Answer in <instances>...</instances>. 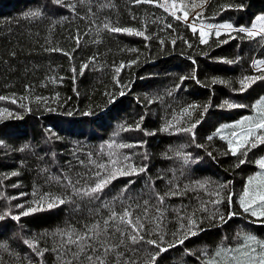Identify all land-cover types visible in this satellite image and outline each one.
<instances>
[{"label": "trees", "instance_id": "obj_1", "mask_svg": "<svg viewBox=\"0 0 264 264\" xmlns=\"http://www.w3.org/2000/svg\"><path fill=\"white\" fill-rule=\"evenodd\" d=\"M162 1L0 0V264H153L160 247L155 264H259L264 217L240 199L261 184L249 180L264 177V144L245 157L229 141L254 127L245 118L264 101V81L245 91L239 83L264 75L250 65L264 38L231 31L202 43ZM261 15L264 0H209L192 20L238 29ZM197 119L193 140L180 129ZM131 167L136 174L85 195ZM30 207L43 210L20 215ZM190 219L197 234L179 244Z\"/></svg>", "mask_w": 264, "mask_h": 264}, {"label": "snow or ice", "instance_id": "obj_2", "mask_svg": "<svg viewBox=\"0 0 264 264\" xmlns=\"http://www.w3.org/2000/svg\"><path fill=\"white\" fill-rule=\"evenodd\" d=\"M62 0H56V3H61ZM137 2H141V0H137ZM143 2H148L151 3L152 0H143ZM173 7H175V5H173ZM27 15H31V16H38L40 15V13L38 11L36 12H31L28 13ZM188 13L185 12L184 13V19H187ZM178 19L180 17H177ZM257 23L253 24L251 28H245V27H240L238 29L234 28V26L232 24H221L218 26H213V25H209L208 27L212 28L215 27L217 29H224V30H232V31H239L241 33H246L247 36L249 38H255L257 36H260L262 38H264V15L258 16L256 18ZM107 27V25L105 26ZM111 31L113 32H125L128 34H135L137 36H143L144 33L141 31H135L133 29L130 28H112ZM193 31L195 32L196 29L193 28ZM220 31L217 30L216 31V36L218 37L220 35ZM200 35L202 37L201 42L202 43H207V39H204L205 36H207V33H205L203 31V29L200 30ZM147 38V37H146ZM225 43L227 41H224ZM225 63H233L234 61L231 60H225L223 61ZM254 64L257 66V68H260V66L264 65V60H258V61H254ZM264 70V69H261ZM120 69H117V72H119ZM193 79L195 78V76L193 75L192 77ZM188 79V77H182L181 80H185ZM264 81V75H259V76H245L243 79H241L239 81L241 88L240 91H245L248 87H250L252 84H254L256 81ZM226 83V81L223 80H213L212 83ZM120 95H124L123 92L119 93ZM0 99H4L3 97H0ZM112 100L109 101V103H111ZM13 103H15V101H13ZM210 105H205L203 106V111L201 113V118L203 117V114L206 113L208 111V107ZM223 107H227V108H237V107H244V105H240V104H235V103H230L228 101L224 102V105H222ZM192 109H195L197 107H200L198 105H190L189 106ZM257 108V112L259 113L258 116V122L255 123L254 127H249L246 130H242L240 136L242 138V140H238L237 144L235 147L232 146V141H229V146L231 148V153L232 155H241V156H247L248 151H250L252 148L257 147L258 144H264V135H257V131L258 130H264V101H261L259 104L256 105ZM188 110L186 109L185 112H187ZM2 112H7V109L4 110H0V113ZM9 115H11V113H8ZM71 114V113H69ZM92 113H86V115H91ZM253 118L252 117H246L245 120L246 121H251ZM201 122L200 119H197L194 123H192V125L188 128H184V129H180L181 131L187 132L189 133L192 137L193 140L195 139V128L197 127V125ZM241 124H243L244 122L241 121ZM137 127H139V125H137ZM162 131H168V127H165L164 129H162ZM233 136H236V133H233ZM209 140L212 139V137H208ZM120 147H131L130 145H120ZM127 159V158H126ZM183 159L185 161V163H187L190 160V156H183ZM115 163V162H114ZM240 164L245 163L244 159H240L239 161ZM256 163L259 165V167L261 169H264V157H261L259 160L256 161ZM239 166V165H237ZM103 167V166H101ZM145 171L144 168H140L139 172H143ZM137 173V169L135 167H131L130 171H123L122 169L119 171H116L115 168L113 169V172L110 173L109 175H107L106 177H102L98 180V182L95 184L94 187H92L91 189L87 190L85 192V195H89L92 196L93 194L102 192L103 189L106 187V185L108 183H110L112 180L116 179L118 175H132V174H136ZM17 173H13V175H16ZM98 176L100 175L99 173L97 174ZM258 178L261 179V184L259 186L258 189L254 190L251 194L249 193V191L246 189L244 192V195L241 197L240 199V205L243 208L244 212H249L253 217H264V177H261V174L258 173L256 177L250 178L249 180V184L251 185L253 183L254 180H257ZM201 187H203V185H201ZM159 199L161 201H163L164 197L161 196L159 197ZM231 199V197H229V200ZM221 201H217L216 203H220ZM59 204H63L64 201L63 200H59L58 201ZM57 206L56 202H51L47 204L48 208H52ZM18 207L23 208V205H18ZM38 210H43L42 208H36V207H30L27 210L23 211L20 215L23 216H27L30 213L36 212ZM5 215H10V213H6ZM20 215H17L15 217H13L15 220H19L20 219ZM234 215V213H230L229 214V219L231 218V216ZM130 213L125 212L123 216H120L119 219L121 221H124L126 217H129ZM5 218L4 215H0V220H3ZM112 218H116V214L113 213ZM219 219L221 221H225V218L221 215L219 217ZM128 224L132 225V227L135 229L136 225L132 224V220L128 219L126 221ZM141 227H143L141 225ZM183 227V225L181 226ZM198 225L196 223L195 220L190 219L189 220V225H188V231L184 234L182 239H179L177 241V243L179 244H183L184 240L189 238V235L191 236H195L197 234L196 231H193L192 229L197 228ZM138 231V230H137ZM133 242H137V236L133 235L131 237ZM139 239H143V237H139ZM162 239V238H161ZM247 240L250 241H255L256 238L253 236H247L246 237ZM26 243H28L26 241ZM149 244H153L156 245L157 242L155 240H149L148 241ZM261 245V248L264 249V241L259 242ZM34 246V245H33ZM171 247H175V244H170L169 248ZM167 251V249L160 247L159 248V252L156 253V256L160 255V253H163ZM220 255V252H217V256ZM156 256H153L152 260H153V264H155V259ZM209 264H217L216 261H211L209 262ZM238 264H243V262H238ZM259 264H264V253H262Z\"/></svg>", "mask_w": 264, "mask_h": 264}, {"label": "rangeland", "instance_id": "obj_3", "mask_svg": "<svg viewBox=\"0 0 264 264\" xmlns=\"http://www.w3.org/2000/svg\"><path fill=\"white\" fill-rule=\"evenodd\" d=\"M209 0H163L161 5L164 6V7H167L169 8L171 11H173L174 14H181L180 17L183 18L184 17V13L187 12L188 13V16H187V19H184L185 21H187L192 28H195L197 31L200 32L201 29H203V31L205 33H207V36L204 37V39H207L211 34H216V31L219 30L220 33H226V32H231L232 30H224V29H217L215 27H208L209 25L208 24H203V23H197V22H194L192 20V17L202 9V6L204 4H206ZM173 5H175V7H173ZM230 24L228 22H223V23H219V24H216V25H213V26H218V25H221V24ZM257 23V20L255 19L253 24H256ZM252 24V25H253ZM252 25L249 27L251 28ZM258 46L255 48L256 49V55L260 54L262 51H263V45H264V41H258L257 42ZM253 58L252 60V63L250 65H255L254 64V61H258V60H262L258 57ZM256 66V65H255ZM249 115H253L251 116L253 119L251 120L252 121V125H255L256 122H258V116H259V113L253 109V111L251 113H248Z\"/></svg>", "mask_w": 264, "mask_h": 264}]
</instances>
